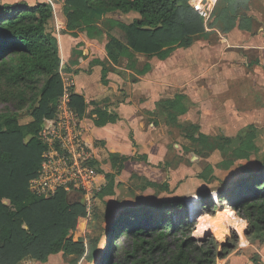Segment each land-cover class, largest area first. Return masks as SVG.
Masks as SVG:
<instances>
[{
  "label": "trees",
  "instance_id": "trees-1",
  "mask_svg": "<svg viewBox=\"0 0 264 264\" xmlns=\"http://www.w3.org/2000/svg\"><path fill=\"white\" fill-rule=\"evenodd\" d=\"M189 1L64 0L63 15L67 32H84L88 39L97 40L107 34L108 59L117 64L127 58L130 68L137 62L135 54L164 60L174 50L188 48L197 38H206L207 29L221 33L235 27L251 30V18L238 13L239 0H218L208 24ZM114 12H135L139 16L126 25L111 22L112 28L116 26L122 31V40L103 33L94 23V13ZM52 14V7L47 3L0 6V102L11 108L0 113V264H20L26 259L45 263L58 253L71 256L85 251L81 241L72 239L78 220L86 217L85 206L70 200L63 187L48 197L30 189L48 151L39 134L45 121L54 118L57 103L64 96L57 40L47 31ZM149 70V65H145L138 73L142 75ZM191 106L184 95L162 101L151 114L152 123H162L177 131L186 142L182 147L185 153L204 152L211 139L200 132L198 125L179 120ZM68 107L82 118L86 103L81 95L71 92ZM21 113H28L30 121L22 124ZM92 115L97 127L118 121L114 113L106 110L96 109ZM257 139V127L248 126L235 137H219L216 150L222 159L217 165L221 169L253 156L262 164L250 173L249 179L230 189L229 196L221 194L220 197L248 221L245 229L248 240L263 243L264 157L262 161L258 159ZM205 170L212 171V167L207 166ZM106 177L108 183L100 190L101 198L113 194L114 176ZM198 178L204 179L203 173ZM160 204L142 206L112 219L103 229L102 250L95 249L99 260L94 254L91 262L216 264L220 254L215 251L214 239L199 240L191 236L183 214L186 210L173 221V203L163 204L164 208ZM184 207L178 204L176 208Z\"/></svg>",
  "mask_w": 264,
  "mask_h": 264
},
{
  "label": "rangeland",
  "instance_id": "rangeland-1",
  "mask_svg": "<svg viewBox=\"0 0 264 264\" xmlns=\"http://www.w3.org/2000/svg\"><path fill=\"white\" fill-rule=\"evenodd\" d=\"M211 1L213 2V0H209V2ZM63 2L64 0H0V4L2 3L0 6L51 4L53 18L47 25V31L56 38L57 45L63 46L65 35H70L65 29L66 20L62 16ZM189 2L192 7L197 3L200 5L205 0H190ZM217 2L218 0L214 1L209 16ZM239 5L238 13L255 17L256 23H258V33H264V0H246L245 3L239 0ZM93 17L96 28L122 40V31L116 26L112 28L111 22L116 21L126 25L132 22L136 16L115 12L110 14L94 13ZM211 20L209 19L207 24L211 23ZM107 38H102L98 41V45L92 48L93 56L102 53ZM77 53L76 50L72 52L69 63L76 61ZM60 70L64 83V96L57 103L54 118L47 120L39 134L40 139L47 145L48 151L44 154L45 158L40 171L42 177L39 181H43L38 184L32 182L31 190L40 191L47 197L50 192H55L58 187L64 186L69 193L70 200H77L85 206L86 217L78 220L76 230L72 234L73 241H81L85 246V251L81 255L71 256L58 253L50 256L45 263L26 259L20 264H92L91 259L95 256L94 254L97 257L95 259L99 260L95 249L101 251L103 248V229L108 217L124 208L133 207L132 210H134L139 205L156 204V202H161V207L165 203H173L171 211L173 221H177L179 213L186 210L183 214L191 230L189 234L199 238V240H208L210 237L214 239L215 251L220 254V257L216 258V264H264V242L249 241L245 234L246 228L241 230L229 228V235L223 241L218 240L211 229L205 230L203 236L194 235L198 219L206 212H213L214 194L220 201H225L220 197L221 194L229 196L230 189L249 179L250 173L262 166L254 156L249 160L236 161L228 169H221L217 166L222 161L219 152L216 150L218 138L223 136L235 137L241 134L244 129L241 130L240 127L232 123V127L219 129L209 137L211 140L207 143L204 152L188 153L182 150L186 142L181 139V135L177 131H172L162 124L153 126L151 123L153 119L148 114H145L142 120L141 131L136 130V134H133L130 129L123 128L124 134L113 144L116 150L112 151L110 144L106 141H95L91 144L88 143V145L82 141L80 143L78 141L80 140L79 136L65 139L67 136L65 130H56L53 135H49V130H46L45 127L52 123L53 126L56 125L57 116L61 112L59 110L60 101L66 96L68 97L69 93L73 92L74 87L72 84L74 80L72 73L75 74L74 68L71 69L64 64L60 66ZM91 74L90 71L88 75ZM89 80L96 87L101 85V79L96 74L91 75ZM257 94V105H259L262 103V96ZM246 107H248V103H246ZM7 110L11 111L10 106L0 102V113ZM21 116L22 124L30 121L28 113H21ZM255 124L258 129L257 146L260 150L258 159L262 161L264 157V118L256 119ZM136 142L139 145H136ZM78 143H83V153L78 149ZM113 145L112 148H115ZM148 155H150L151 161L148 159ZM142 156H145V160L141 159ZM67 159L69 160L67 169L70 168L68 171L72 172L77 177L76 179L67 180L68 175L67 178H60L61 174L59 173L63 169H60L57 164L54 168L58 170V173L54 172L53 167L43 166L49 161L56 163ZM207 166H211L212 171L205 170ZM51 170L53 171L50 172ZM202 173L204 179H199L198 175ZM109 174L114 176L113 194L101 198L99 193L107 185L106 176ZM51 175L54 178L49 177ZM4 203L8 204L7 201ZM178 204L185 207L176 208ZM227 204L230 205L228 201ZM232 209L234 210V208ZM237 215L239 216V214ZM223 251L226 253L222 254Z\"/></svg>",
  "mask_w": 264,
  "mask_h": 264
},
{
  "label": "crops",
  "instance_id": "crops-1",
  "mask_svg": "<svg viewBox=\"0 0 264 264\" xmlns=\"http://www.w3.org/2000/svg\"><path fill=\"white\" fill-rule=\"evenodd\" d=\"M128 14H134V19L139 17L135 12ZM248 17L251 18L250 31L238 27L226 33L207 29L206 38H197L188 48L174 50L164 60L135 54L137 62L133 68L128 66L127 58L113 64L106 55L105 45L102 53L93 56L92 48L101 39H88L84 32H69L63 46L58 45V52L60 66L66 64L75 70V74L72 73L73 93L81 95L86 103L82 118L67 108L75 115L80 140L86 144L106 141L111 151L116 150L113 144L123 136L124 127L133 134L136 130L141 131L145 114L151 116L158 103L176 95H184L192 104L179 118L180 122L198 125L207 137L233 124L241 130L257 127L255 120L264 118V33H258L255 17ZM105 37L106 34L103 39ZM78 44L81 45L78 47ZM74 50L78 53L72 64L69 61ZM145 65H149L150 70L139 74ZM90 71L91 75L96 74L101 79L98 87L89 80ZM257 93L262 96L259 105ZM96 109L114 113L118 121L103 127L95 126L92 112Z\"/></svg>",
  "mask_w": 264,
  "mask_h": 264
},
{
  "label": "built area",
  "instance_id": "built-area-1",
  "mask_svg": "<svg viewBox=\"0 0 264 264\" xmlns=\"http://www.w3.org/2000/svg\"><path fill=\"white\" fill-rule=\"evenodd\" d=\"M214 1L215 0H213V2L212 1L209 2V0H205V2H202L199 5V7H196V5H198L199 3H197V4H195V5L192 6L193 10L195 12H197L204 19V22L205 23H207V21L209 19H211V15L212 14L210 16H209V14H210V10H211V7H212ZM67 108H69V107H68V97L66 96L65 99H63L62 101H60L59 110L61 112L57 116V123H56V125L53 126L52 125L53 123H52V124H49V125H47L45 127L46 130H49L48 131L49 135H53L56 130H65V132L67 133V136L65 137V139H67L68 137H77V136H79L78 130H77V123H76V120H75V115L73 113H71L70 111H68ZM46 122H47V120L45 121V123ZM78 141L81 143V140H78ZM80 143H78V149H80L82 151V153H83V149H82V147H83L82 144L83 143L82 144H80ZM44 158H45V156H44ZM56 164H57L58 167H60V169H63V171L61 173H59V174H61L60 178L61 177L67 178V175L69 176V178L67 180H73V179H76L77 178V177H75L72 174V172H69L68 171V170H70V168L67 169V167L69 166V160L68 159L67 160H64V161H58L56 163H54L53 161H49L46 164H44L43 166L46 165L47 167H53L54 172L58 173V170H56L54 168V166ZM53 170H51L50 172H52ZM47 172H45V174H47ZM41 177H42V175H40V173H39V176L36 179H34L33 181H31V183H30V189H31V186H32V182H33V184H38L39 182H42L43 181V180L42 181H39L41 179ZM49 177H53V176L51 175ZM59 184H63V183H59ZM83 184H84V182H83ZM60 187L65 188L64 186H60ZM41 190H43V189H41ZM32 192H34V191H32ZM35 193L36 194L43 195L40 191H37V190L35 191ZM53 193L54 192L52 191V192L49 193V195H51Z\"/></svg>",
  "mask_w": 264,
  "mask_h": 264
},
{
  "label": "clouds",
  "instance_id": "clouds-1",
  "mask_svg": "<svg viewBox=\"0 0 264 264\" xmlns=\"http://www.w3.org/2000/svg\"><path fill=\"white\" fill-rule=\"evenodd\" d=\"M247 224L248 221L239 217L236 211L227 204V201H220L214 194L213 212H206L198 219L194 235L203 236L205 230L211 229L216 238L223 241L229 235V228L241 230L246 228Z\"/></svg>",
  "mask_w": 264,
  "mask_h": 264
},
{
  "label": "water",
  "instance_id": "water-1",
  "mask_svg": "<svg viewBox=\"0 0 264 264\" xmlns=\"http://www.w3.org/2000/svg\"><path fill=\"white\" fill-rule=\"evenodd\" d=\"M156 203H158V202H156ZM147 204H151V203H147ZM147 204L139 205V206H137V208L142 207V206L147 205ZM154 204H155V203H154ZM132 209H133V207L124 208V209H122L121 211L116 212V214H113V215H111L110 217H108V218L106 219V221H105L104 228H107V227H108V225H109V223H110V221H111L112 219H114V218H118V217H121L124 213H127L128 210L130 211V210H132ZM92 264H96L95 261H93Z\"/></svg>",
  "mask_w": 264,
  "mask_h": 264
}]
</instances>
